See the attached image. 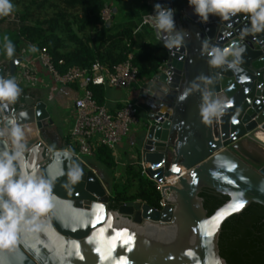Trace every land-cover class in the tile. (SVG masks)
Instances as JSON below:
<instances>
[{
    "label": "water",
    "instance_id": "1",
    "mask_svg": "<svg viewBox=\"0 0 264 264\" xmlns=\"http://www.w3.org/2000/svg\"><path fill=\"white\" fill-rule=\"evenodd\" d=\"M156 3L175 9L177 29L188 33L179 49L164 48L156 37L150 20ZM144 22L165 49L167 61L156 73L142 77L140 107L147 125L135 153L154 183L178 177L168 188L167 205L157 210L137 200L109 209L111 194L75 156L72 160L79 163L82 175L78 183L67 185L59 173L72 160L63 157L51 137L49 104L17 83L20 96L4 115L18 116L31 149L29 160L58 179L35 230L22 229L18 245L13 240L10 249L0 251V264H215L222 258L219 238L224 223L252 204L264 207V33L241 41V31L249 26L246 14L227 21L210 16L201 23L188 0H149ZM205 40L220 47L241 44V70L211 68L201 55ZM22 63L23 58L5 61L0 75L16 81ZM200 75L212 77L209 88L229 101L211 124L200 114V92L185 95ZM206 189L229 198L211 217L200 198Z\"/></svg>",
    "mask_w": 264,
    "mask_h": 264
},
{
    "label": "trees",
    "instance_id": "2",
    "mask_svg": "<svg viewBox=\"0 0 264 264\" xmlns=\"http://www.w3.org/2000/svg\"><path fill=\"white\" fill-rule=\"evenodd\" d=\"M113 0H11L20 23L18 41L46 48L60 73L72 67L90 68L96 61L113 67L130 62L141 77L156 73L167 61V53L158 45L147 44L134 49L131 29L109 35L98 42L99 29L104 28L101 14ZM21 7L19 10L17 7ZM99 105L104 104L105 90L91 88ZM95 159L113 171L116 161L110 151L101 148ZM109 209L116 211L127 202L141 200L158 209L161 196L156 184L142 174L136 163L127 165L124 180L110 186ZM208 217L229 198L212 190L200 194ZM220 256L226 264H264V207L252 204L223 225L219 238Z\"/></svg>",
    "mask_w": 264,
    "mask_h": 264
},
{
    "label": "clouds",
    "instance_id": "3",
    "mask_svg": "<svg viewBox=\"0 0 264 264\" xmlns=\"http://www.w3.org/2000/svg\"><path fill=\"white\" fill-rule=\"evenodd\" d=\"M188 5L201 23H207L210 16H216L227 21L238 13L246 14L249 26L240 34V40L248 35L264 33V0H188ZM14 11L11 0H0V17L10 15ZM175 9L160 3L153 6L150 14L151 25L157 39L162 40L163 47L172 50L179 49L188 33L177 29ZM3 51L11 59L15 48L7 35L3 37ZM35 51V47L29 48ZM245 48L236 42L230 46L220 47L205 40L202 43L201 55L207 57V64L213 69L232 70L239 72L243 63ZM212 77L200 75L185 90V95L200 92V114L206 124L223 114L229 101L216 95L210 88ZM21 89L14 78L0 75V251H7L15 240L19 243L22 229L34 231L39 219L43 217L40 209L44 201L51 200L54 182L58 177L50 176L46 169L36 167L28 158L31 149L26 147L25 128L18 123L14 113L4 115L10 105L15 104ZM24 112L19 113L23 117ZM63 157L72 160L70 148L60 150ZM65 177L67 185L79 182L82 169L78 162L72 160V165L59 173ZM215 264H224L217 257Z\"/></svg>",
    "mask_w": 264,
    "mask_h": 264
},
{
    "label": "built area",
    "instance_id": "4",
    "mask_svg": "<svg viewBox=\"0 0 264 264\" xmlns=\"http://www.w3.org/2000/svg\"><path fill=\"white\" fill-rule=\"evenodd\" d=\"M101 18L104 24L110 22L111 11L105 8ZM35 50L38 62L51 75L56 85L72 86L80 93L74 102V119L66 139L60 145L61 150L70 148L73 156L88 167L90 166L84 158H95L101 148L108 149L116 161L123 141L138 130H142L147 125V121L142 122L139 119L140 106L137 103L122 101L114 110L99 105L91 88L128 90L142 81L138 69L130 62L110 67L96 61L90 68L72 67L62 74L55 67L46 48L36 46ZM16 81L24 89H36L42 86L36 67L30 62H24V59L19 67ZM134 158L138 165L135 154ZM141 168L145 176V169ZM177 181L178 177H171L155 183L156 190L161 196L157 210H162L167 205L168 188L174 186Z\"/></svg>",
    "mask_w": 264,
    "mask_h": 264
},
{
    "label": "crops",
    "instance_id": "5",
    "mask_svg": "<svg viewBox=\"0 0 264 264\" xmlns=\"http://www.w3.org/2000/svg\"><path fill=\"white\" fill-rule=\"evenodd\" d=\"M149 0H113L108 3L107 8L111 11L112 18L109 25L99 29L98 42L103 41L109 35L116 34L123 29H131L134 34V49L139 50L144 45L153 44L160 46L153 35L147 30V26H144V17L147 15V4ZM17 13H11L8 16L0 17V50L1 36L4 34L11 33L14 35V48L15 52L11 59L7 58L6 55L0 56V65L5 61H10L16 58H23L24 62H30L36 67L37 76L41 81V88L26 89L32 95H41L43 98H48L51 102L55 103L56 110L53 112L54 126L51 129V137L53 140L58 142L59 145L63 142L64 132L62 126L59 124L60 117L65 115L66 122L71 127L74 119V102L79 97V92L75 87H61L54 83L51 75L41 66L37 60V52L30 51L29 48L36 45H28L23 40L18 41V28L20 23L17 18ZM3 50V49H2ZM3 54V53H2ZM5 54V53H4ZM141 83H136L132 88L121 91L119 99H110L107 96V90H105L104 104L108 110H114L122 101H131L139 104L141 102ZM142 110V109H141ZM143 112V111H142ZM141 113V112H140ZM143 115L146 114L143 112ZM141 129L132 134L129 138L125 139L119 147V155L116 160V168L112 171L115 174V179H111V184L118 182L116 177L124 180L127 165L135 163L134 150L136 144L141 138ZM101 166L100 164H98ZM91 168V167H90ZM92 169V168H91ZM96 175L101 179L103 185L111 194L109 189L110 179L106 173L100 169H92Z\"/></svg>",
    "mask_w": 264,
    "mask_h": 264
},
{
    "label": "rangeland",
    "instance_id": "6",
    "mask_svg": "<svg viewBox=\"0 0 264 264\" xmlns=\"http://www.w3.org/2000/svg\"><path fill=\"white\" fill-rule=\"evenodd\" d=\"M14 2H12L13 4ZM19 10H21L22 8L19 6L17 7ZM7 35V37L9 38V40L12 42V44L14 43V35L11 33H8V34H4L1 36V45L3 44V37ZM14 45V44H13ZM3 47L1 48L0 50V56L3 57L4 54V51L2 50ZM3 53V54H2ZM107 90V96L110 98V99H119L120 98V95H121V92L118 91V90H115V89H106ZM46 100V102L49 104V107H50V111L51 113L53 114V112L56 110V107H55V103L51 102L50 100H48V98H44ZM140 112L139 113V119L144 122V121H147L145 115H143V112L141 110V107H140ZM59 124L60 126H62V130L64 132V135H63V141L66 139L70 129H69V124L66 122V119H65V115H63L62 117H60V120H59ZM125 141V140H124ZM136 149V148H135ZM85 159V162L93 169V168H96L97 170L100 169L102 171H104L107 175V177H109L110 179L108 180L109 182V189H110V186H111V179L115 177V173L110 171V170H107L106 168H104L103 166H99L98 165V162L95 158H84ZM115 179V178H114ZM117 181L119 182V184L122 182L120 180V178L116 177Z\"/></svg>",
    "mask_w": 264,
    "mask_h": 264
},
{
    "label": "bare ground",
    "instance_id": "7",
    "mask_svg": "<svg viewBox=\"0 0 264 264\" xmlns=\"http://www.w3.org/2000/svg\"><path fill=\"white\" fill-rule=\"evenodd\" d=\"M260 137L264 140V137L262 135H260Z\"/></svg>",
    "mask_w": 264,
    "mask_h": 264
}]
</instances>
